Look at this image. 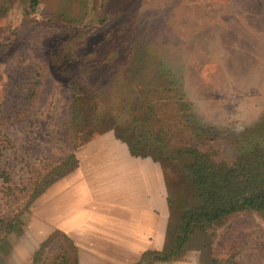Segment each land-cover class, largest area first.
Instances as JSON below:
<instances>
[{
    "label": "rangeland",
    "instance_id": "1",
    "mask_svg": "<svg viewBox=\"0 0 264 264\" xmlns=\"http://www.w3.org/2000/svg\"><path fill=\"white\" fill-rule=\"evenodd\" d=\"M146 103L230 156L264 123V0H0V218L18 212L0 238V264L31 262L37 232L45 230L36 213L51 185L77 167L63 172L62 155L73 153L78 164L80 147L108 133L163 170L171 201L163 245L138 261L160 263L153 254L167 245L196 192L178 166L150 148L139 149L146 156L130 151L137 136L118 125L133 104ZM68 106L80 116L74 144L60 133ZM35 180L43 185L27 197ZM51 236L42 242L45 259L61 243ZM262 238L264 214L237 215L195 229L183 255L166 262L212 264L214 256L233 255L234 264H264Z\"/></svg>",
    "mask_w": 264,
    "mask_h": 264
},
{
    "label": "crops",
    "instance_id": "2",
    "mask_svg": "<svg viewBox=\"0 0 264 264\" xmlns=\"http://www.w3.org/2000/svg\"><path fill=\"white\" fill-rule=\"evenodd\" d=\"M78 151L75 170L51 185L36 213L45 230L37 232L28 264L43 240L58 232L74 245L77 264H138L146 250L162 247L170 217L161 166L130 154L112 133Z\"/></svg>",
    "mask_w": 264,
    "mask_h": 264
},
{
    "label": "trees",
    "instance_id": "3",
    "mask_svg": "<svg viewBox=\"0 0 264 264\" xmlns=\"http://www.w3.org/2000/svg\"><path fill=\"white\" fill-rule=\"evenodd\" d=\"M132 106L127 118L123 120L125 124L118 125L120 131L137 136L133 142L128 140L130 151L146 156L138 153L139 149L141 146L150 148L153 156L157 153V159L178 166L190 179L196 192V203L178 213L167 245L152 256L154 262L181 257L186 243L199 227H218L227 219L246 213L264 214V123L245 134L233 153L226 156L220 155L219 150L211 148V145L206 148L203 141L191 138L186 126L175 128L170 123V114L166 119L161 106L147 103L137 108L135 104ZM76 109L71 106L66 108L60 131L62 135L68 136L65 137L66 141L73 144L75 128L80 119ZM117 137L120 138L119 135ZM61 163L65 172L76 167L77 160L73 153L67 152L62 155ZM42 185L37 180L29 183L26 186L27 197ZM168 202L170 204L171 201L168 199ZM17 217L18 212H15L13 216L0 218V238L12 229ZM54 234L61 236L58 252L45 259L42 257L45 243H41L32 256V264H77L76 249L69 238L59 232ZM259 241L258 249L264 259V238ZM211 263L234 264L233 255L226 258L214 256Z\"/></svg>",
    "mask_w": 264,
    "mask_h": 264
}]
</instances>
